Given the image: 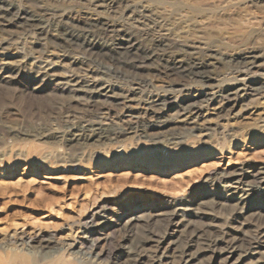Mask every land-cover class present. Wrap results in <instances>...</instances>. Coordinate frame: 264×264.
Wrapping results in <instances>:
<instances>
[{
    "label": "rangeland",
    "instance_id": "374dc122",
    "mask_svg": "<svg viewBox=\"0 0 264 264\" xmlns=\"http://www.w3.org/2000/svg\"><path fill=\"white\" fill-rule=\"evenodd\" d=\"M117 1L0 0V4L8 5L12 12L17 10L20 15H39V25L46 32L41 30L44 34L40 36V31L23 28L17 23L19 20L6 23L8 18L0 17V245L39 235L50 236L59 244L78 243L83 231L78 220L89 221L91 217L96 230L94 237L97 238L94 253L109 250L111 254L107 260L114 261L118 251L131 238L133 246L145 248L143 252L150 259L167 264L168 260L163 257L166 255L164 247L154 252L153 242L146 240L170 232L167 220L155 223L149 219L142 228L130 231L127 217L142 214L147 218L160 204L173 202L177 198H184V205L192 207L190 198L200 192L225 193L219 180L223 172L238 170L246 165L264 171V133L258 130L248 133L257 121L264 119V88L258 94L247 90L230 109L221 107L224 102L218 94L221 87L236 76L248 80L253 79L251 76L264 78V64L258 68L251 67L247 74L241 75L224 58L226 52H233L237 44H241V34L245 33L247 27L264 24V12L251 13L255 7L264 8V0L184 1L211 5L209 7L235 2L251 10L248 12L251 15L246 14L240 24L214 25L217 29L220 25L218 30L221 34L217 36L220 43L215 42L218 47H213L217 48V52H211L219 63L216 64L214 80H211L209 88L190 81L176 82V77L166 76L152 66L134 72L108 59L98 58L97 62L98 59L95 60L84 47L66 42L68 33L76 30L81 22L99 19L111 21L122 30L134 31L136 37L140 33L149 34V31L151 34L150 18L141 16L138 11L143 10L148 14L158 1L161 9L169 12L177 3L175 0ZM141 5L146 10L141 9ZM193 36L194 32L187 37L189 43L204 47L202 49L207 51V45L198 43ZM112 42L111 38H98V45L101 46ZM251 42L253 46L264 45L257 39ZM74 78L84 83L110 84V95L119 96V99L109 98L103 103H91L85 99L86 95L84 97L82 93L68 90L69 79ZM136 79H145L146 88L145 85L136 84ZM260 80L264 82V79ZM201 91L212 93L213 97L203 101L200 113L191 120L194 130L178 128L175 132L171 128L152 127L155 118L151 115L158 116L160 120H174L181 100L198 96ZM163 94L170 95L172 99L164 105L153 106L154 113L146 111L148 99ZM71 95L75 98L73 101ZM96 110L103 114L97 116ZM127 113L133 114L132 122L127 120ZM97 121H101L103 126L107 122L110 127L121 129L125 135L102 142L97 141L96 137L84 141L83 137L74 138L67 132L71 127L74 131H86L87 134L89 124ZM235 132L237 137L231 141V134ZM178 133H181L180 137ZM118 144H125V151H117L115 146ZM53 149H61L69 154L81 151L84 154L73 160L71 157H64L63 160L57 156L45 158V154ZM95 151H99V154L94 157ZM249 201L263 204L264 191L254 193ZM218 213L224 219L220 223L226 221L236 225V221L226 220L227 214L223 210ZM216 232L210 230L207 234L214 237ZM187 241L189 235L181 234L179 243L183 245ZM0 250V262L9 261L8 254L17 253L26 254L29 264H45L40 261L38 253L28 254L16 247H0ZM83 251L87 252L84 248ZM219 256L207 253L204 261L222 264ZM149 258L145 257V260ZM13 260L15 258H12L11 264ZM68 260L65 264H72ZM17 261L14 263L17 264ZM79 264L90 262L81 260Z\"/></svg>",
    "mask_w": 264,
    "mask_h": 264
},
{
    "label": "bare ground",
    "instance_id": "6f19581e",
    "mask_svg": "<svg viewBox=\"0 0 264 264\" xmlns=\"http://www.w3.org/2000/svg\"><path fill=\"white\" fill-rule=\"evenodd\" d=\"M175 1L177 3H175L172 8L170 7L171 10H169V12H164V10L161 9L159 5L160 3L158 1L154 3L152 9L150 8L151 6L149 7L151 10L148 14L143 10H137L138 14H140L141 16L150 18L152 24L151 34L149 31V34L140 33L138 34L139 36L136 37L133 35L136 33H134V31H125V28L122 30L118 28L117 24L111 21H100L99 19V21L95 22L90 20L91 22L84 21L81 22L80 25L77 24L79 26L76 27V30H74L73 28L74 31L68 33V36H66L65 40L69 44L84 47L90 52L95 60H97L98 58L105 60L108 59L114 61L115 64L117 63L119 67H123V69L125 70L134 72L139 71L147 66H152L158 72L163 73L166 76L176 77V82H178V80L184 82L190 81L191 83H197L201 85L200 87L209 88L208 85L210 84L211 80H214L213 73L216 64L219 63L215 59V55L211 52L216 51L217 48L215 49L213 47H218L215 42L218 41L217 36L221 34V31L218 30L220 29V25L218 29L215 28L214 25H218L217 23H222L224 25L227 24L228 26H230L231 23L240 24L244 19L243 17L248 14V12H251V10H247V8H244L242 6L243 4L239 6L235 2L229 3L224 6L219 5L215 7H209L211 5L205 6L202 4H191L189 2H184L185 0ZM239 4L241 3L239 2ZM141 9L145 8H143L141 5ZM19 12L17 10L16 12H12L11 8L8 5L0 4V17L8 18V21L6 23L11 22L12 20H19L17 21V23H20L22 27L24 26L25 28H35L36 30H38V32L40 31V36L43 31L44 33H46L45 30H43V28L39 25V21L37 19L39 15L37 17L36 14L33 13H23L22 15H20ZM34 12L37 13L38 11L35 10ZM254 12H264V8L255 7L251 13ZM248 15L250 16L251 14L249 13ZM242 29L243 28L241 27L240 30ZM58 30L59 29H57V31ZM70 30H72V28ZM54 32L56 31H53L52 33ZM192 32H194L193 37L197 39L196 41L198 43L204 42V44L207 45V51H204L202 49L204 47L189 43L187 37ZM240 32L241 31H239V33ZM98 38H111L113 42L110 43V45L106 44L101 46L102 44L98 45ZM253 39H257L261 44H264V24L261 23L256 26L247 27L245 33L241 34V44H237L236 49L233 52H226L225 54L224 58L231 63V66H235L237 68L235 72L240 73L241 75L247 74L250 71L249 69L251 67L257 66L258 68V66L260 67L261 64H264V45L261 46L260 43H258L260 47L253 46V43L251 42L253 41ZM210 43H212L213 45H210ZM259 61H261V63L257 64V62ZM97 62H99V59ZM235 67H233L232 69H234ZM112 68H114V66ZM251 77L253 79L248 80L241 77V79H239L236 76L223 88L221 87V91L220 93H218L220 94L219 96L221 97V100L224 102V105L221 107L230 109L231 107L235 106L238 98L244 95L247 90L253 91L255 94H258L260 90L264 88V82L260 80L264 78L255 79V76ZM77 78L69 79L70 83L68 82L69 84L67 85V88L71 92L82 93L84 97L86 95L85 99H87L89 102L92 103L97 101L103 103L109 98H113L116 100L119 99V96L115 97L114 94V96L110 95V92L112 91V87L110 86V84H98L91 82L84 83ZM136 80H138L136 84L140 86L145 85V79ZM146 86L147 85H145V88ZM71 97L73 101L75 98H73L72 95ZM212 97V93L202 91L198 94V96H189L188 98L181 100V102L179 103L178 110H176L177 112L175 111L176 113L174 120H160L161 118L157 119L158 116L151 115L153 118H155V121L152 123V127H163L168 129L171 128V130L173 131L178 128H183L190 129L192 131L194 130V127L193 125H191V120L198 116V114L200 113L201 109L203 108V101L206 102L208 100H211ZM171 99V96L166 94H163L161 96L154 95L150 97V99H148V101L146 102V111L148 110V112L152 113L153 106L159 104L164 105ZM96 114L97 116H100L103 113L97 111ZM132 116L133 114L127 113V120L132 122ZM142 116L144 115L142 114ZM105 123L106 125L104 126L101 121L90 123L87 129V134H85L86 131L82 132L81 130H79L78 132L76 128V130L74 131V128L72 129L71 127H68L67 132L74 138H79V136L80 138L83 137L82 139H84V141L92 140L96 137L97 141L102 140V142H105L107 140L112 141L113 139H116L124 134L121 129L118 128L116 130L110 127L109 124L107 125V122ZM256 123L257 124L255 127L252 126V128L248 130L249 132L247 131L249 134L254 133L256 130L264 133V119H260ZM244 130L246 131V129ZM171 132L170 134H172ZM179 134L181 133H178V135ZM231 135V141L233 138L237 137L236 132L235 134L233 133ZM186 138L188 139V137ZM183 141H185V139H183ZM124 145L118 144L114 146L115 148H118L116 149L117 151L123 152L125 151ZM53 150L54 151L52 152L46 153L45 158L51 156L52 158L53 156L55 158L57 156L62 160L64 159V157L77 159L79 157L81 158V156L84 154L81 151L77 154H69L68 152L62 151L61 149ZM93 154L95 157V155L97 156L99 154V151H95ZM92 156L93 155H91V157ZM219 180L220 182H222L221 186L224 187L223 189L225 190V193L221 194L210 191L200 192L194 198H190L191 201L189 204L192 205V207L184 205V202L186 201L184 198H177L173 202L160 204L157 209L149 214V217L147 218H144V215L142 214H135L133 216L131 215L127 217V226L129 227L130 231H132L134 228H142L143 224L146 223L149 219L155 223L160 220L166 219L167 225L170 227L171 231L163 232L161 235L156 236V238H154L153 240H151V238H147L146 240L153 242L152 247H154L155 249L154 252H156L159 248L164 247L166 255L164 254L163 257H166V259L168 260L167 264H209L208 262L206 263L204 261V256L207 253L220 255L219 257L222 264H264V203L252 204L249 201L254 193L261 190L264 191V171H261V169L259 170V168H256L252 165H246L245 167H241L238 170L223 172L222 174H220ZM221 210H223L227 214L226 220L231 219L232 221H236V225L229 224L226 221L220 223L219 221L222 219V217L220 216V213H218V211ZM89 218L91 219L89 221H82V219L78 220L79 225H81V227L83 228L82 237L78 243H76V241H73L68 244H59L56 243L50 236L39 235L27 238L26 240L20 239L18 240V242H11L12 244L0 245V247H16L19 249V251L24 250L26 251L25 253L28 254L38 253L40 254V261H43V263L45 262V264H65L67 259L71 260L72 264H79L81 260H88L90 264H160L159 260L150 259L149 256L143 252L145 251V248L141 247L139 249L137 247H134L131 238L128 239L126 245L118 251L119 254H117L115 258L116 260L114 259V261L107 260V258L111 254L109 250L105 249L98 253H94V247L97 242V238L94 237L96 230L92 218ZM210 230H216L218 232H216L217 234L215 236L213 234L214 237H211V235L207 234ZM184 233H187L189 235V241L181 245V243H179V238L180 235ZM104 239H109V237L103 238V240ZM83 248L84 250L86 249L87 252H84ZM25 255L17 253H11L10 255L8 254L9 261L1 260L2 262H0V264H11L12 258H15V260L18 259L19 262L17 261V264H29L30 261ZM233 256L236 257L232 260L231 258ZM145 257L149 258L148 261L145 260ZM15 260H13V264H15Z\"/></svg>",
    "mask_w": 264,
    "mask_h": 264
}]
</instances>
